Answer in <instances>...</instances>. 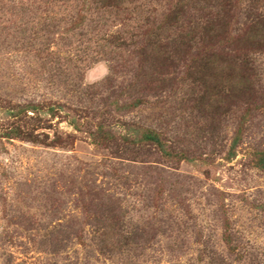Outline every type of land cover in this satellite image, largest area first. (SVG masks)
<instances>
[{"label": "rangeland", "instance_id": "rangeland-1", "mask_svg": "<svg viewBox=\"0 0 264 264\" xmlns=\"http://www.w3.org/2000/svg\"><path fill=\"white\" fill-rule=\"evenodd\" d=\"M263 18L264 0H0V264H264V43L221 42L240 85L185 53L207 21L250 43Z\"/></svg>", "mask_w": 264, "mask_h": 264}, {"label": "trees", "instance_id": "trees-1", "mask_svg": "<svg viewBox=\"0 0 264 264\" xmlns=\"http://www.w3.org/2000/svg\"><path fill=\"white\" fill-rule=\"evenodd\" d=\"M260 1V0H259ZM263 19H260L258 21L259 24L263 25ZM262 28H257L255 31L256 34H254L257 39L251 40V37L249 36V42L247 43V40L243 39L242 36H232L229 34L228 27L226 26V21L224 23H217L215 20H210L205 23V25H201V31L200 33L196 32L193 33L192 37L187 38V42L185 44V53L190 51V49H193V52L190 53V57L194 58L196 56H200V58L204 59L203 63V70L202 73L206 76H213L214 73L219 71L217 74L224 76L221 79H225L228 77H234L237 78V83L240 85V82L245 78L247 75V71H245L243 63H239L240 61H233L236 59L239 55L232 56L228 55L227 52H224L225 45L222 46V41H229L230 46H234V51L241 49H250L255 46V48L263 47L264 43V35L261 33L263 31ZM247 30V29H245ZM248 33V30H247ZM261 33V34H260ZM189 33L183 34L181 39H183L185 36L188 37ZM246 41V45H243V42ZM148 42V41H147ZM157 42V43H156ZM222 46V49L219 51L215 48V46ZM178 48V42H175L174 52H176ZM142 53L148 57V59L151 61V63L157 62L159 60H162V62H165V59H171L174 57V55L170 56L166 54L165 46H161L158 44V41H152L149 40L148 44L143 45ZM189 57V56H188ZM225 60V61H223ZM242 61V60H241ZM152 65V64H151ZM235 74V75H234ZM231 79V78H230ZM233 80V79H232ZM233 83V82H232ZM232 89L234 88V83L232 84ZM229 90V89H228ZM217 96H219V90L216 92ZM215 102V100H213ZM148 138L155 140L158 144L160 143V140L150 132L146 135ZM234 145V142H233ZM259 162L257 165L264 168V157L258 158Z\"/></svg>", "mask_w": 264, "mask_h": 264}, {"label": "clouds", "instance_id": "clouds-1", "mask_svg": "<svg viewBox=\"0 0 264 264\" xmlns=\"http://www.w3.org/2000/svg\"><path fill=\"white\" fill-rule=\"evenodd\" d=\"M107 71H108V69H107V66H106V69H105V73L107 74Z\"/></svg>", "mask_w": 264, "mask_h": 264}]
</instances>
